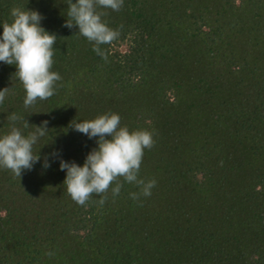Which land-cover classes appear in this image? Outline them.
I'll use <instances>...</instances> for the list:
<instances>
[{"label":"trees","instance_id":"trees-1","mask_svg":"<svg viewBox=\"0 0 264 264\" xmlns=\"http://www.w3.org/2000/svg\"><path fill=\"white\" fill-rule=\"evenodd\" d=\"M13 7L38 10L57 35L52 71L61 80L25 108L16 66L0 62V90L10 87L0 137L48 122L32 170L20 178L0 168V264H264V0L98 7L119 32L100 45L106 59L64 26L68 0H0V35ZM106 113L153 133L138 178L157 183L133 200L139 186L121 177L118 195L114 182L103 204L93 194L80 205L60 160L83 166L98 138L69 125Z\"/></svg>","mask_w":264,"mask_h":264},{"label":"clouds","instance_id":"clouds-1","mask_svg":"<svg viewBox=\"0 0 264 264\" xmlns=\"http://www.w3.org/2000/svg\"><path fill=\"white\" fill-rule=\"evenodd\" d=\"M124 0H68V13L64 26L78 32L90 42H94V51L106 59L100 45L110 44L119 32L110 28L103 20L106 13L97 8L119 11ZM12 23L3 24L0 35V62L15 65L16 78L22 83L26 98L25 108L37 100H47L55 94L57 81L61 80L58 72L52 71L54 45L57 35L47 31L41 24L45 18L38 10L13 7ZM10 87L0 90V104L3 103ZM13 123L23 121V128L30 124L24 117L12 114ZM121 117L117 113L103 114L93 120L71 122L69 127L92 138H98V147L90 151L83 166L75 161L60 160V169L66 170L63 182L70 197L80 205H85L93 194L101 196L100 203L106 200L110 186L113 195H118L123 187L119 183L122 177L125 182L139 186L140 191L130 193L133 200L140 196L148 197L156 185V180L145 181L138 178L145 149H151L155 143L153 133L149 130L130 131L120 126ZM48 122L35 125V131L25 135L21 128L13 126L11 131L0 137V168L9 169L21 178L24 171H30L40 161L39 154H34L33 147L48 131ZM55 155V153H53ZM47 157L43 167L49 168ZM48 255H52L49 253Z\"/></svg>","mask_w":264,"mask_h":264}]
</instances>
